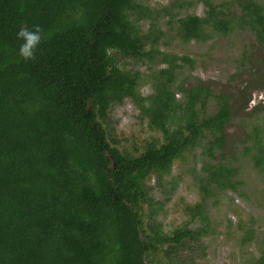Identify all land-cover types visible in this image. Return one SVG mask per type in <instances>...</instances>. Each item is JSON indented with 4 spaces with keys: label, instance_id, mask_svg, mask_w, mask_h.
<instances>
[{
    "label": "trees",
    "instance_id": "trees-1",
    "mask_svg": "<svg viewBox=\"0 0 264 264\" xmlns=\"http://www.w3.org/2000/svg\"><path fill=\"white\" fill-rule=\"evenodd\" d=\"M202 1L204 16H181L174 4L154 16L141 0H0V264H146L164 246L176 253L204 236V227L168 234L157 222L148 232L143 210L154 197L146 181L156 175L160 187L177 185L165 176L200 149L193 179L201 199L188 210L208 222L207 200L240 184L239 169L218 160L231 97L201 80L178 83L196 61L160 47L171 38L204 44L247 30L255 39L242 60L253 67L255 49L264 63V0ZM33 25L43 41L34 59L24 61L16 32ZM126 61L144 64L148 73L127 69ZM262 74L264 66L239 90L242 108L252 90H264ZM126 99L161 134L138 155L121 149L105 127ZM251 135L262 169L263 129L255 126ZM248 264H264V247Z\"/></svg>",
    "mask_w": 264,
    "mask_h": 264
},
{
    "label": "rangeland",
    "instance_id": "rangeland-1",
    "mask_svg": "<svg viewBox=\"0 0 264 264\" xmlns=\"http://www.w3.org/2000/svg\"><path fill=\"white\" fill-rule=\"evenodd\" d=\"M141 1L154 16H164L161 10L170 4L177 5L181 16L205 15L206 7L202 0ZM213 1L218 4L222 0ZM166 19L160 18L163 30L169 28ZM141 24L145 29L148 28V22ZM254 39L250 31L239 30L228 37H216L204 44L195 41L184 44L171 38L168 46L160 47L161 50L178 56L195 59V65L182 70L177 79L178 83L184 81L185 86L189 87L201 80L211 84L215 94L230 95L232 116L226 127L227 144L218 160L231 163L239 169L237 181L240 184L236 190L223 191L217 197L207 200L209 221L203 222L199 216L188 210L201 199L199 186L193 179V175L202 165L197 157L200 149L176 161L171 175L165 176V182L176 179L177 185L168 183L165 188L160 187L156 175L147 179L146 186L154 197L152 207L145 204L143 210L144 227L148 232L149 226L154 227L157 222L168 234L185 227H204L206 233L197 242H185L183 247L176 249V253L172 251L173 253L167 254L165 250L168 246H164L158 254L150 255L146 264H248L260 255L264 247V168L258 167L253 159L256 149L252 146L254 140L251 135L254 127L259 126L263 129L264 138V90H252L251 100L244 108L241 107L244 104L238 94L248 81L255 78L251 75L256 69L264 66V63L258 62L261 54L255 52V49L253 67L249 61L242 60L243 53H251ZM126 65L129 70L148 73L144 64L126 61ZM150 91V85L141 88L144 95ZM177 96L180 98L181 94ZM211 104V111H214L217 108L215 100L211 101L210 106ZM109 117V124L105 127L111 136L118 139L121 149L134 155L142 152L153 138H160L159 132L151 131L146 122L138 118V110L130 99L114 106ZM246 147L252 149L247 152ZM168 192L170 195H167ZM166 198L169 200L165 201ZM156 201L164 205H158ZM152 209L156 210V215L150 218ZM249 236L253 238L244 241Z\"/></svg>",
    "mask_w": 264,
    "mask_h": 264
},
{
    "label": "clouds",
    "instance_id": "clouds-1",
    "mask_svg": "<svg viewBox=\"0 0 264 264\" xmlns=\"http://www.w3.org/2000/svg\"><path fill=\"white\" fill-rule=\"evenodd\" d=\"M19 41L17 55L24 61L34 59L36 52L43 41V32L39 25L31 27L21 26L16 32Z\"/></svg>",
    "mask_w": 264,
    "mask_h": 264
}]
</instances>
